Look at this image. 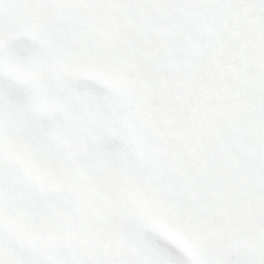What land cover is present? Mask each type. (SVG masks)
<instances>
[{"label":"snow or ice","instance_id":"1","mask_svg":"<svg viewBox=\"0 0 264 264\" xmlns=\"http://www.w3.org/2000/svg\"><path fill=\"white\" fill-rule=\"evenodd\" d=\"M0 264H264V0H0Z\"/></svg>","mask_w":264,"mask_h":264}]
</instances>
